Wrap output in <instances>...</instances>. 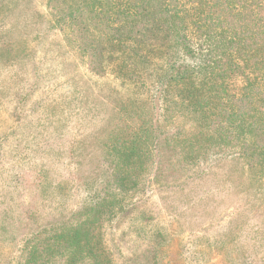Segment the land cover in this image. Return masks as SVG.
Wrapping results in <instances>:
<instances>
[{
	"label": "rangeland",
	"instance_id": "1",
	"mask_svg": "<svg viewBox=\"0 0 264 264\" xmlns=\"http://www.w3.org/2000/svg\"><path fill=\"white\" fill-rule=\"evenodd\" d=\"M44 1L0 0V264H23L30 233L99 193L123 207L103 223L115 264H137L145 245L163 264H264V177L237 153L196 159L195 121L181 112L158 105L159 166L114 197L113 140L136 132L153 89L87 69Z\"/></svg>",
	"mask_w": 264,
	"mask_h": 264
},
{
	"label": "trees",
	"instance_id": "2",
	"mask_svg": "<svg viewBox=\"0 0 264 264\" xmlns=\"http://www.w3.org/2000/svg\"><path fill=\"white\" fill-rule=\"evenodd\" d=\"M44 2L52 26L92 73L114 67L136 87L149 81L153 89L130 122L136 132L113 140L107 175L114 197L159 166L152 147L159 104L195 121L196 159L237 153L253 176L264 177V0ZM185 143L191 146V138ZM122 210L118 200L96 194L90 207L30 233L23 264H115L103 243V223ZM157 257L145 245L137 264H163Z\"/></svg>",
	"mask_w": 264,
	"mask_h": 264
}]
</instances>
